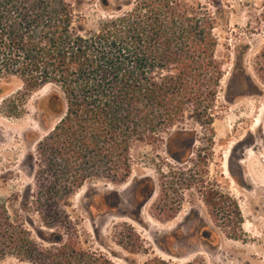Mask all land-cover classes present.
Wrapping results in <instances>:
<instances>
[{"label": "rangeland", "instance_id": "rangeland-1", "mask_svg": "<svg viewBox=\"0 0 264 264\" xmlns=\"http://www.w3.org/2000/svg\"><path fill=\"white\" fill-rule=\"evenodd\" d=\"M103 1L80 0L79 11L96 21L139 2ZM191 1L215 22L223 73L212 106L215 117L198 118L191 109L153 145L137 143L130 178L118 185L84 184L64 199L70 224L56 230L25 201L31 194L35 202L40 190L39 142L60 119L46 116L41 105L61 90L48 84L29 92L21 74H0V214L9 223L4 231L30 232L45 247H51L47 232L62 234L118 264L152 258L173 264H264V0ZM45 193L44 198L52 196ZM1 249L6 255L0 251V264H28L11 247L0 243Z\"/></svg>", "mask_w": 264, "mask_h": 264}, {"label": "trees", "instance_id": "trees-1", "mask_svg": "<svg viewBox=\"0 0 264 264\" xmlns=\"http://www.w3.org/2000/svg\"><path fill=\"white\" fill-rule=\"evenodd\" d=\"M79 1L0 0V74H21L29 92L48 84L61 90L41 105L60 119L39 142L40 190L35 202L31 194L25 201L49 230L70 224L64 199L87 182L125 183L137 143L153 145L191 109L212 120L223 77L215 22L198 2L139 0L126 12L89 21ZM260 64L264 77L263 52ZM8 226L0 214V243L28 264H118L75 238L47 232L45 247L30 232L4 231Z\"/></svg>", "mask_w": 264, "mask_h": 264}, {"label": "flooded vegetation", "instance_id": "flooded-vegetation-1", "mask_svg": "<svg viewBox=\"0 0 264 264\" xmlns=\"http://www.w3.org/2000/svg\"><path fill=\"white\" fill-rule=\"evenodd\" d=\"M203 231H204V233H207V234H209V235L212 233L210 230H208V229H206V228H204Z\"/></svg>", "mask_w": 264, "mask_h": 264}]
</instances>
